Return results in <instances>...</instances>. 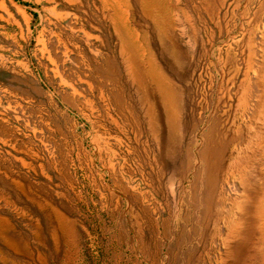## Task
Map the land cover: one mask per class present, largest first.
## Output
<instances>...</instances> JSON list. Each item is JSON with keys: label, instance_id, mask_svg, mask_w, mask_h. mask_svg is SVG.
I'll return each mask as SVG.
<instances>
[{"label": "rangeland", "instance_id": "1", "mask_svg": "<svg viewBox=\"0 0 264 264\" xmlns=\"http://www.w3.org/2000/svg\"><path fill=\"white\" fill-rule=\"evenodd\" d=\"M261 173L264 0H0V264H264Z\"/></svg>", "mask_w": 264, "mask_h": 264}, {"label": "bare ground", "instance_id": "2", "mask_svg": "<svg viewBox=\"0 0 264 264\" xmlns=\"http://www.w3.org/2000/svg\"><path fill=\"white\" fill-rule=\"evenodd\" d=\"M142 3V2H141ZM152 3V2H151ZM146 6H148V4H146ZM152 6V4H151ZM124 19V20H123ZM122 20L118 19V26H121L123 25V30L126 29V25H127V21L126 19L123 17ZM121 29V28H120ZM124 33H126V35L128 34L129 35V41L130 43L132 44L133 47H135L137 49V51H140L142 50V41L139 37V35L137 34H134L132 31H124ZM123 34V33H122ZM121 41L123 42V45H122V49H121V52H122V56L124 58V56H128V54L125 51V49H127L129 46H126V43H125V38L124 39H121ZM133 55V54H131ZM141 56V57H140ZM140 56H139V53L137 54V58H141L140 60L142 61V63L144 64V69H145V76H150L149 79L152 80L153 84L156 85V89L157 90V94H158V97L159 99H161V101L165 104V108L166 110L168 111L169 110V113L170 115H173L174 113V98H172V83L171 81L163 74V73H159L158 71V66L156 65L155 61L153 60L152 57H148V54L146 53V49H143L142 52H140ZM138 58V59H139ZM131 60H129L130 62ZM128 64V63H127ZM126 65V64H125ZM128 66V65H127ZM130 66V65H129ZM132 67V66H130ZM155 87V86H154ZM171 96V97H170ZM144 109V108H143ZM131 110V109H130ZM136 111V110H135ZM134 111V112H135ZM147 118V117H146ZM174 120V119H173ZM150 122V121H148ZM150 124V123H149ZM152 130V129H151ZM238 158V157H237ZM236 158V159H237ZM233 164V163H232ZM262 177L260 178V181H261V185L259 187H261L262 191H259L258 194V198L259 197H263L264 198V174L261 173ZM263 200V199H262ZM260 201V199H259ZM261 209V208H260ZM263 211V210H262ZM260 212V213H259ZM256 213L257 214H264V212H261L258 208L256 209ZM237 233H241V227H239V229L235 230ZM260 233V232H259ZM241 235V234H238V236ZM251 235V234H250ZM255 235V234H254ZM251 245H253V242L251 241ZM251 249H252V246H251ZM253 249L256 250L255 248V244L253 246ZM252 249V250H253Z\"/></svg>", "mask_w": 264, "mask_h": 264}]
</instances>
